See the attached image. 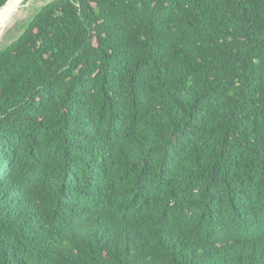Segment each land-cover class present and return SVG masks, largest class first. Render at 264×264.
I'll return each mask as SVG.
<instances>
[{
	"label": "trees",
	"instance_id": "obj_1",
	"mask_svg": "<svg viewBox=\"0 0 264 264\" xmlns=\"http://www.w3.org/2000/svg\"><path fill=\"white\" fill-rule=\"evenodd\" d=\"M0 264H264V0L38 9L0 49Z\"/></svg>",
	"mask_w": 264,
	"mask_h": 264
},
{
	"label": "bare ground",
	"instance_id": "obj_2",
	"mask_svg": "<svg viewBox=\"0 0 264 264\" xmlns=\"http://www.w3.org/2000/svg\"><path fill=\"white\" fill-rule=\"evenodd\" d=\"M35 2L36 0H28V2L25 5H22L21 4L22 0H16L11 7H9L6 11H4L0 15V45L4 42L5 38L8 36V33L12 29H14L21 20H23L29 15V11L33 7Z\"/></svg>",
	"mask_w": 264,
	"mask_h": 264
},
{
	"label": "rangeland",
	"instance_id": "obj_3",
	"mask_svg": "<svg viewBox=\"0 0 264 264\" xmlns=\"http://www.w3.org/2000/svg\"><path fill=\"white\" fill-rule=\"evenodd\" d=\"M52 0H36L35 4L29 11V15L21 20L14 29H12L9 33L8 36L5 38L4 42L0 45V49L3 47L11 44L14 42L18 37L21 35V33L24 31V25L35 15L36 11L40 9L43 5L47 4ZM28 1L22 0V5H25Z\"/></svg>",
	"mask_w": 264,
	"mask_h": 264
},
{
	"label": "water",
	"instance_id": "obj_4",
	"mask_svg": "<svg viewBox=\"0 0 264 264\" xmlns=\"http://www.w3.org/2000/svg\"><path fill=\"white\" fill-rule=\"evenodd\" d=\"M3 8V7H2ZM1 11V10H0Z\"/></svg>",
	"mask_w": 264,
	"mask_h": 264
}]
</instances>
